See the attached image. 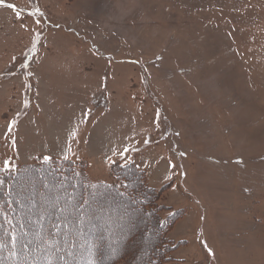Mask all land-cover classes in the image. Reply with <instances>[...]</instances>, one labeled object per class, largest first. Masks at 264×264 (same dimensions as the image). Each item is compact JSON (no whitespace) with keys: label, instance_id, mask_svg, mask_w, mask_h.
Masks as SVG:
<instances>
[{"label":"rangeland","instance_id":"rangeland-1","mask_svg":"<svg viewBox=\"0 0 264 264\" xmlns=\"http://www.w3.org/2000/svg\"><path fill=\"white\" fill-rule=\"evenodd\" d=\"M40 157L87 162L107 183L116 163L146 171L163 214L182 215V264H264V0H3L0 170ZM67 183L30 175L19 213L47 216L27 218L23 246L72 251L48 231L89 217ZM111 199L91 222L107 258L135 238L125 249L148 264L149 219Z\"/></svg>","mask_w":264,"mask_h":264},{"label":"trees","instance_id":"trees-1","mask_svg":"<svg viewBox=\"0 0 264 264\" xmlns=\"http://www.w3.org/2000/svg\"><path fill=\"white\" fill-rule=\"evenodd\" d=\"M112 172L115 179L113 183L94 181L87 162L52 160L45 157L38 158L30 165L0 170V250L3 255H11L9 259L0 257V264H33L35 261L37 264H48V261H51V264H139L140 255L129 254L125 249L133 244L135 238H125L123 242H114V246L118 244L123 249L117 253V249L114 248V256L107 258L106 250L112 245L100 233L99 225L92 228L91 224L96 220L100 207L108 203L106 200L101 203L102 198L108 201L113 198L111 202L119 206L128 203L127 206L138 208L139 213L149 219L148 231L145 233L155 240H150L153 241V246L148 247L151 255L148 257V264H182L174 257L177 244L170 236L176 223L182 218L181 213L163 214L169 208L162 206L160 192L150 186L147 172L136 164L116 163L112 167ZM30 175L40 183L43 180L48 181L49 176H54L60 182L68 181L66 187L76 185L77 198L75 199L74 194L71 202L80 207H88L89 217L85 221L75 220L70 215L62 219L52 218L53 221H50L48 231L56 232L57 235L56 238L50 237L49 240L70 238L71 240L68 241L72 242L71 252L63 254V251L60 253L59 250L54 249L55 256H52L53 253L46 252L45 245L42 244L46 242V237L40 241H43L42 243L35 245L23 246L20 243V234L22 236L33 230V223L27 220H39V217L44 216L41 208L38 209L40 213L37 211L19 213L24 205L21 199L22 190L27 185ZM95 198L99 200V205L95 202ZM49 212L48 217H51L54 212L52 210ZM44 214L47 216V212ZM83 214L86 217V212ZM74 227L76 231L71 230ZM60 230L66 231L65 234L60 233ZM77 234L78 241L75 240ZM74 254L80 258L73 259Z\"/></svg>","mask_w":264,"mask_h":264},{"label":"snow or ice","instance_id":"snow-or-ice-1","mask_svg":"<svg viewBox=\"0 0 264 264\" xmlns=\"http://www.w3.org/2000/svg\"><path fill=\"white\" fill-rule=\"evenodd\" d=\"M2 2H3V0H0V3H2ZM8 7H14V6L13 5H8ZM37 14L42 15V13H38V10H37ZM17 15H19V14H17ZM38 42H39V39L37 38L36 43H38ZM4 167L7 169V168H9V165L6 163L4 165ZM50 246H52V245H50ZM48 264H51V261H48Z\"/></svg>","mask_w":264,"mask_h":264},{"label":"bare ground","instance_id":"bare-ground-1","mask_svg":"<svg viewBox=\"0 0 264 264\" xmlns=\"http://www.w3.org/2000/svg\"><path fill=\"white\" fill-rule=\"evenodd\" d=\"M151 235V234H150ZM152 236V235H151ZM153 237V236H152ZM151 238V237H150ZM156 238V237H155ZM148 239V238H147ZM153 239V238H152Z\"/></svg>","mask_w":264,"mask_h":264}]
</instances>
